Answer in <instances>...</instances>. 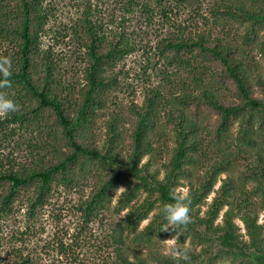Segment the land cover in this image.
<instances>
[{
	"label": "trees",
	"instance_id": "obj_1",
	"mask_svg": "<svg viewBox=\"0 0 264 264\" xmlns=\"http://www.w3.org/2000/svg\"><path fill=\"white\" fill-rule=\"evenodd\" d=\"M45 1L0 0V45L14 48L13 54L0 51L12 62L11 85L0 93L17 105V111L0 118V130L8 128L15 138L17 129L38 124L45 137L29 145L39 160L17 164L11 154L0 160V217L23 199L35 216L63 190L84 186L91 190L82 204L86 223L108 211L124 188L116 213H127L107 237L115 264H264V0L217 5L219 15L242 27V42L200 33L163 39L158 51L166 66L188 79L170 81L169 90H151L127 134L119 117L108 121L105 139L96 129L98 118L115 82L113 70L132 47L126 36L108 38L88 16L80 18L85 84L77 97L65 95L56 81L52 50L44 48L52 12ZM182 187L191 222L178 233L163 232V205L182 195ZM176 235L188 261L160 250L159 240ZM0 264L36 263L16 249Z\"/></svg>",
	"mask_w": 264,
	"mask_h": 264
},
{
	"label": "rangeland",
	"instance_id": "obj_2",
	"mask_svg": "<svg viewBox=\"0 0 264 264\" xmlns=\"http://www.w3.org/2000/svg\"><path fill=\"white\" fill-rule=\"evenodd\" d=\"M221 1L46 0L44 6L52 12L45 27L43 42L45 49L52 50L58 65L56 81L61 82L60 89L65 95L77 97L85 84L86 54L78 30L80 18L88 16L102 28L108 38L115 34L126 36L132 51L124 55L113 70L115 82L107 90L106 105L100 112L96 129L99 137L105 139L107 122L119 117V128L124 135L127 134L136 118L135 112L144 106L151 90H169L170 81L176 83L179 77L186 79L188 76L185 72L166 66L164 57L158 51V44L163 39L181 33H200L211 34L214 38L239 39L242 42V27L234 21H226L224 14L216 12ZM5 48L14 53L13 46L0 45V51H5ZM4 116L0 115V118ZM162 122V126L167 123L164 115ZM40 127L31 124L28 129H17L15 138L10 137L8 128L4 132L0 130V160H8L9 154L15 157L17 164L39 160L41 155L29 145L32 141L44 140L45 137L39 135ZM154 144L157 149L166 152L162 142ZM162 156L156 165L158 167L166 154ZM219 187L220 183L216 189ZM90 191L84 186L70 191L63 190L51 198L35 216H32L29 203L24 199L17 200L12 210L0 217V259H6L11 252L20 249L29 254L36 264H78L77 260L115 264L113 247L107 237L113 224L127 213H116V203L124 188L118 190L108 211L100 212L85 223L82 204ZM179 191L182 195L187 194V188L182 187ZM214 196L215 193L209 197L208 203ZM153 215L154 212L142 227L149 223ZM263 222L264 213L260 217V223ZM237 225L240 233L245 234L243 222L238 220ZM167 239L170 238H163L158 244L163 253L172 255L170 244L175 243L178 248L179 244L176 239ZM186 246L191 245L187 242ZM197 250H201V247ZM143 251L148 252V249L143 248Z\"/></svg>",
	"mask_w": 264,
	"mask_h": 264
},
{
	"label": "clouds",
	"instance_id": "obj_3",
	"mask_svg": "<svg viewBox=\"0 0 264 264\" xmlns=\"http://www.w3.org/2000/svg\"><path fill=\"white\" fill-rule=\"evenodd\" d=\"M12 62L8 57H0V88H6L11 85L10 77L12 76ZM17 111V105L11 99H9L3 93H0V115H6L11 112ZM190 201L186 195H173L171 203H165L162 208V215L167 222L161 226L163 232H175L178 233L182 226H186L191 222L190 212ZM175 239L178 240L179 236L176 235ZM172 241L173 237L167 239ZM170 251L174 257H181L185 261H188L186 249L176 247L175 243L170 244Z\"/></svg>",
	"mask_w": 264,
	"mask_h": 264
}]
</instances>
